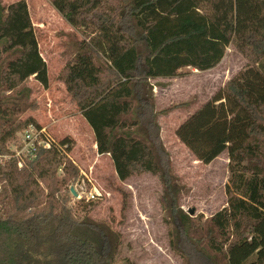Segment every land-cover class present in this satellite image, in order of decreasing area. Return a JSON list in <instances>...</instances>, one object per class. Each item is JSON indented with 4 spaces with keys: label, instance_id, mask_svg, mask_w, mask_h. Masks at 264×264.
Masks as SVG:
<instances>
[{
    "label": "trees",
    "instance_id": "trees-1",
    "mask_svg": "<svg viewBox=\"0 0 264 264\" xmlns=\"http://www.w3.org/2000/svg\"><path fill=\"white\" fill-rule=\"evenodd\" d=\"M83 39L59 74L115 174L157 176L169 247L183 264H264V0H49ZM232 46L246 65L176 129L203 164L228 157L226 204L209 217L179 205L155 109L156 78L210 70ZM33 77L48 87L27 3L0 0V151L33 125ZM189 102L175 105L188 106ZM65 137L18 167L0 165V264H117L120 234L70 205L79 169ZM60 172V173H59ZM120 264H136L125 259Z\"/></svg>",
    "mask_w": 264,
    "mask_h": 264
},
{
    "label": "rangeland",
    "instance_id": "rangeland-1",
    "mask_svg": "<svg viewBox=\"0 0 264 264\" xmlns=\"http://www.w3.org/2000/svg\"><path fill=\"white\" fill-rule=\"evenodd\" d=\"M15 1L18 0H1L2 4ZM25 1L39 52L47 65L49 82L48 87L43 88L33 77L26 80L36 108L27 110L20 118L33 117L57 142L65 137L76 138H72L74 145L67 154L79 169L77 179L68 185L76 192V196L70 193V205L91 203L90 217L120 234L117 264L125 259L136 264H183L181 257L169 247L170 225L161 207L162 187L158 177L139 173L120 181L109 157L98 158L88 125L59 78L74 54L75 43L81 41L83 35L65 21L49 0ZM245 65V58L229 46L218 65L210 70L185 68L179 76L151 80L155 109L173 107L158 115L160 137L169 154L171 172L185 188L179 205L186 212L194 208L193 216L201 213L206 218L225 206L227 154L224 151L209 164H203L178 139L175 131ZM182 102L190 104L174 108ZM21 132L7 142L6 153L0 151L7 159H15L12 155ZM94 190L98 196L87 200L88 193Z\"/></svg>",
    "mask_w": 264,
    "mask_h": 264
},
{
    "label": "built area",
    "instance_id": "built-area-1",
    "mask_svg": "<svg viewBox=\"0 0 264 264\" xmlns=\"http://www.w3.org/2000/svg\"><path fill=\"white\" fill-rule=\"evenodd\" d=\"M56 145L57 141L45 130V128H37L33 125L23 130L16 142L15 158L18 167H22L27 160H31L36 156L39 149H48L52 145ZM8 157L0 152V165H2ZM98 196L96 190L88 193L87 200H93Z\"/></svg>",
    "mask_w": 264,
    "mask_h": 264
},
{
    "label": "crops",
    "instance_id": "crops-1",
    "mask_svg": "<svg viewBox=\"0 0 264 264\" xmlns=\"http://www.w3.org/2000/svg\"><path fill=\"white\" fill-rule=\"evenodd\" d=\"M196 110V109H195ZM194 112V111H193ZM79 114H80V112H79ZM87 124V123H86ZM88 129L90 130V134H91V137H92V147H93V149L95 150V152H96V146H95V141H94V136H93V133H92V130H91V128L88 126ZM72 138H74V140H76V138L75 137H72ZM97 153V152H96ZM226 154H227V152H226ZM98 155V158H102V156H108V155H106V154H102V155H100V154H97ZM109 157V156H108ZM217 158V157H216ZM110 159V158H109ZM227 159H228V157H227ZM111 161V160H110ZM76 164V163H75Z\"/></svg>",
    "mask_w": 264,
    "mask_h": 264
},
{
    "label": "water",
    "instance_id": "water-1",
    "mask_svg": "<svg viewBox=\"0 0 264 264\" xmlns=\"http://www.w3.org/2000/svg\"><path fill=\"white\" fill-rule=\"evenodd\" d=\"M70 191H71V193H72L73 196H76V192L74 191L73 188H71ZM187 212H188L190 215H193L194 212H195V209H194V208H191V209H189Z\"/></svg>",
    "mask_w": 264,
    "mask_h": 264
}]
</instances>
